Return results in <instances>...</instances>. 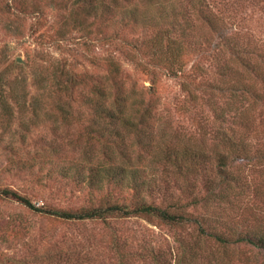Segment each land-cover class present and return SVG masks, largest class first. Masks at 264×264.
I'll use <instances>...</instances> for the list:
<instances>
[{"label":"trees","instance_id":"trees-1","mask_svg":"<svg viewBox=\"0 0 264 264\" xmlns=\"http://www.w3.org/2000/svg\"><path fill=\"white\" fill-rule=\"evenodd\" d=\"M237 2L228 0L214 10L208 0H51L63 13L55 30L52 25L45 30L50 34L45 44L72 53L57 58L45 56V51L46 60L33 57L27 64L0 61L7 63L0 68V102L8 117L14 115L13 106H25L28 100L37 115L46 107L61 122L81 125L88 145L83 159H63L53 167L54 159L40 152H26L11 163L34 171L51 162L48 174L89 189L91 203L38 206L8 187L0 195L64 222L101 220L114 229L112 220L139 216L191 227L178 238L176 252L169 246L144 245L148 264H264L258 258L264 253V46L251 36L224 30L226 7L231 6L229 14L237 20ZM73 39L87 62L103 71L95 82L90 71H79L69 60L79 53L70 47ZM97 47L109 52L99 55ZM212 51L218 76L204 83L207 72L195 64L188 73L185 58ZM118 54L149 76L150 94L162 73L183 78L189 101L198 102L206 94L215 117L210 131L206 118L200 122L205 147L166 137L152 95L146 99L136 83L124 79L127 73ZM83 83L89 86L80 92L86 114L76 107ZM209 133L212 143L207 146ZM111 242L121 264H136L135 252L124 250L126 238L113 230ZM60 253L66 261L74 259L75 253ZM83 261L93 264L92 256Z\"/></svg>","mask_w":264,"mask_h":264},{"label":"rangeland","instance_id":"rangeland-1","mask_svg":"<svg viewBox=\"0 0 264 264\" xmlns=\"http://www.w3.org/2000/svg\"><path fill=\"white\" fill-rule=\"evenodd\" d=\"M208 1L214 6V10H217L225 6L224 2L228 0ZM38 3L45 10L46 17H41ZM237 4L236 6L240 7L237 20L234 14H229L231 6L228 4L226 7L229 10L226 11L224 30L228 34L239 32L241 36L249 38L251 36L264 46V0H238ZM59 9V6L51 3V0H0V61L27 64V61L33 57L36 61L46 60L43 55L45 51V56L54 54L57 58L72 53L69 49L45 44L48 42L45 39L50 35L46 32L48 27L52 25V29L55 30L56 26L60 25L63 12ZM205 30L210 31L208 27ZM74 36L78 38L81 33L75 32ZM216 41L218 40L213 39L214 43ZM69 43L71 48L79 49V53L69 60L76 62L79 71L83 69L90 71L95 82L103 71L87 62L82 55L84 49L75 44L74 39ZM202 44L205 45L204 42ZM106 49L97 47L94 52L105 55L106 51L109 52ZM195 56L197 54H189L185 58L188 73L193 72L195 64H200L207 72L204 83L207 80L212 83L213 78L218 76L217 54L212 51L210 55L201 58ZM19 57L23 62L18 61ZM118 57L124 61L123 66L127 73L124 79L131 85L136 83L144 92L145 96H143L146 99L152 95L157 110L162 116L160 125L166 128L164 130L166 137L171 139L170 136L173 135L176 141L181 140L182 143L190 141L203 146L200 122L203 117L206 118L210 131L212 129L210 122L215 117L206 94L203 93V99L198 102L189 101L187 92L183 88V78L168 73L158 76V82L150 94L146 89V86L151 85L149 76L142 74L135 63L128 61L124 55L118 54ZM6 64L0 63V68L1 65L3 68ZM27 72L31 74L32 69L28 68ZM29 82L32 84V79H29ZM34 88L35 85H32L30 90ZM88 89L89 86L84 83L79 85L76 98V107L84 114L89 111L83 101L85 96L80 92L84 93ZM82 103L83 106H80ZM31 108V100L26 101L25 106L15 105L12 110L14 115L8 117L4 112L7 110L6 105L0 102V189L6 187L15 189L38 206L74 208L90 204L89 189L81 188L74 184L73 180L64 179L56 173L48 174L51 162L41 168L37 167L34 171L15 168L18 166L15 165L16 162L11 163L12 159L24 157L26 152L29 155L40 152L46 158H53L52 167L57 163H63V159L69 160L68 158L71 157L77 161L83 159L82 152L88 144L80 130L81 125L74 122L67 125L61 122L60 118L46 107L38 115ZM207 136V146H209L212 139L210 133ZM75 140H78V145ZM96 147L99 148L98 145ZM110 225L114 229L101 220L59 221L31 211L14 198L0 195V264H77L75 259L78 258H80L78 264H89L83 261L84 257L89 256H92L93 264H121L111 242L113 230L120 237L126 238L124 250L135 252L133 261L136 264H148L149 261L142 251L144 245L156 247L161 245L165 248L169 246L176 252L180 244L178 238L186 236L191 229L190 226L172 227L139 216L112 220ZM60 251L75 253L74 259L69 261L62 259ZM258 258H264V253L263 255L259 253Z\"/></svg>","mask_w":264,"mask_h":264},{"label":"water","instance_id":"water-1","mask_svg":"<svg viewBox=\"0 0 264 264\" xmlns=\"http://www.w3.org/2000/svg\"><path fill=\"white\" fill-rule=\"evenodd\" d=\"M18 61H22L23 62V59L21 57L18 58Z\"/></svg>","mask_w":264,"mask_h":264}]
</instances>
